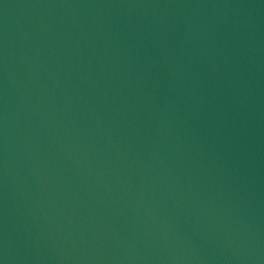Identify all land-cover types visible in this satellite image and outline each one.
<instances>
[{
	"label": "water",
	"instance_id": "1",
	"mask_svg": "<svg viewBox=\"0 0 264 264\" xmlns=\"http://www.w3.org/2000/svg\"><path fill=\"white\" fill-rule=\"evenodd\" d=\"M0 264H264V0H0Z\"/></svg>",
	"mask_w": 264,
	"mask_h": 264
}]
</instances>
